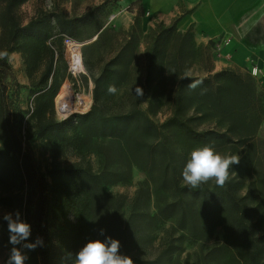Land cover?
I'll return each instance as SVG.
<instances>
[{"label": "trees", "instance_id": "trees-1", "mask_svg": "<svg viewBox=\"0 0 264 264\" xmlns=\"http://www.w3.org/2000/svg\"><path fill=\"white\" fill-rule=\"evenodd\" d=\"M26 1L0 0V53H19L30 87L36 89L30 91L34 107L28 120L33 122V127L31 131L25 130L22 118L17 117L12 105V97L16 98L21 86L14 82L6 57L0 58V182L13 176L19 178L24 190L22 219L31 226L27 242H35L38 237L43 240L42 246L26 250L25 264H50V221H61L60 238L67 250L90 236L92 230L102 227L107 222L108 212L113 213L115 226L121 228L119 208L109 207V195L104 188L123 182L131 165L148 173L155 170L156 175L150 178V183L161 195L155 214L150 215L145 208H135L143 204L148 195L144 190L146 186L149 189L147 183L139 185L126 218L128 223L125 220L132 226L129 239L135 241L134 234L144 224L154 225L164 220H174L176 229L184 232L190 241L204 239L212 226L219 225L240 249L241 264H264V231L259 234L252 221L256 208L246 207L243 199L236 195L238 182L228 180L223 187L208 182L196 189L189 188L182 183L181 175L187 157H174L165 134V130H171V134L188 147H214L230 143L233 138L243 140L253 136L257 122L250 111L264 106V95L257 90L251 75L233 68L212 73L210 56L195 44L191 30L179 32L176 21L169 26L156 25L149 33L145 74L139 85L142 95L132 91L127 109L120 112L103 115L93 108L85 114L56 121L51 114V100L58 94L56 63L62 52L55 51L48 41L51 37L59 41L64 36L75 38L83 26L90 24L99 33L102 24L97 14L106 2L78 18L56 9L39 11L23 24L17 9ZM127 45H122L121 52L104 66L100 82L111 84L113 79L118 81L123 75L121 66L117 65ZM202 51L205 76L189 75L191 60ZM38 64L43 66V71L33 83L32 74ZM165 77L173 81L168 97L164 98L170 115L163 124L157 125L149 114L160 107L163 93L160 86ZM8 79L14 82L12 94L6 83ZM142 101L147 102L146 110L138 107ZM199 113L220 118L227 131L197 129L194 121L199 119L196 116ZM93 137L122 142L126 157L113 173H109L107 167L95 172L78 163L51 164L49 169L41 171L28 144V140L35 138L54 159L55 153L66 146L80 150ZM147 138L153 141L148 142ZM155 153L158 157H153ZM245 159L240 158L238 165L242 166ZM110 208L114 210L109 211ZM6 226L7 221L0 220V227ZM160 260L157 256L154 260L136 262L160 264Z\"/></svg>", "mask_w": 264, "mask_h": 264}, {"label": "rangeland", "instance_id": "rangeland-1", "mask_svg": "<svg viewBox=\"0 0 264 264\" xmlns=\"http://www.w3.org/2000/svg\"><path fill=\"white\" fill-rule=\"evenodd\" d=\"M105 2L106 6L97 14L102 24L99 33L95 31L93 24H90L83 26L79 35L75 38L64 36L59 41L55 37H51L48 41V45L55 51L61 50L62 52V57L56 63L57 93L60 94L61 89L64 88L67 92H65L64 97L67 98L69 97V91L66 89L69 88L74 94H82L87 107L83 113L73 112L64 116L56 114L54 101L56 103L59 97L56 94V97L51 100V114L56 121H63L73 118L75 115L85 114L93 108L97 113L103 115L126 110L129 95L143 82L146 50L150 44V29H154L156 25L169 26L171 24L165 25L157 22L143 32L141 17L144 16V13L138 9V6L135 7L136 16L128 18L127 10L117 0H107ZM101 4L93 0H27L18 7L17 15L23 24H26L39 11L50 12L54 9L66 16L78 18ZM66 40L80 44L82 73H77L73 77L68 73V66L64 59ZM125 42L128 43L127 48L122 52L117 65L121 66L123 75L118 81L113 79L111 84L100 82L102 69L114 56L121 52V47L126 44ZM6 54L5 57L12 70V78L15 83L21 86L16 98L12 97V105L17 117L22 118L25 130L31 131L33 122H29L28 119L34 107V96L30 95V91L36 89L30 87L31 82L25 74L21 55L15 51H8ZM203 59V51L199 55H195V58L191 60L189 75L205 76L202 71ZM42 71L43 66L36 65L32 74L33 83L37 82ZM14 82L11 79L6 81L10 85L9 94H12ZM109 86L115 87L116 92L110 93L108 91ZM171 86H173L172 78L165 77L160 86L163 90L160 107L149 114L157 125L163 124L170 115V110L164 98L168 97ZM260 106V108H254L250 111L258 124H256V131L253 136L243 140L233 138L230 143H220L213 147L215 151L222 155H238L239 159L247 158L242 166L238 164L231 166L229 180L238 182L235 193L243 199V204L249 208H256L252 221L255 222L259 234L264 231V106ZM68 107L70 108V105ZM138 107L146 110L147 102L142 101ZM196 116L199 117L194 121L197 129L207 128L217 132L227 131L225 123L216 116H201V113ZM170 131L165 130L166 142L170 150L173 151L174 157H187V160L190 152L198 146L188 147ZM147 141L151 142L153 140L147 138ZM121 143V141L113 139L93 137L89 144L80 150L72 146H66L60 152L55 153V158L52 159L49 152L40 145L38 140L35 138L28 140L35 162L41 171L49 169L51 164L63 166L78 163L82 166H89L95 172L107 167L109 173H113L114 169H118L120 166V161H124L126 157ZM153 157L158 156L155 153ZM129 168L128 177L123 182L114 183L104 188L109 195V207L119 208L118 217L121 221V228L115 226L114 215L108 212L107 222L102 227L98 230H92L90 236L80 239L72 249L67 250L60 238L63 231L61 221H50L48 227L50 264H71V257L88 240H103L107 236L120 241V252L131 257L134 264H139L136 260H154L157 256L161 257L160 264H241L238 258L240 249L227 235L223 227L219 225L212 226L204 239L190 241L184 232L176 229L174 220H164L156 222L154 225L144 224L137 234H134L137 239L135 241L129 239L128 235H131L132 226H128L129 220L127 221V217L131 212V201L139 185L143 182L147 183L149 189L146 186L144 190L148 195L145 196V202L140 204L139 207L135 205V208H145L150 215L155 214L156 207L160 203L158 196L161 195V192L156 193V189L150 183V178L156 175L155 170L148 173L134 165ZM210 183H214V181H210ZM23 201L24 190L19 178L16 176L9 179L4 178L0 182V220H3L5 213L14 214L16 211H19L23 216ZM113 210L110 208L109 211ZM101 230H103L104 235H100ZM11 247L8 227H0V264H3V261L7 259ZM262 247H264V242H262ZM24 251L27 255L26 249Z\"/></svg>", "mask_w": 264, "mask_h": 264}, {"label": "crops", "instance_id": "crops-1", "mask_svg": "<svg viewBox=\"0 0 264 264\" xmlns=\"http://www.w3.org/2000/svg\"><path fill=\"white\" fill-rule=\"evenodd\" d=\"M117 1L128 18L136 16L139 7L143 32L154 23L173 21L179 32L191 30L195 44L210 55L212 72L233 68L251 74L255 68L251 77L264 95V0Z\"/></svg>", "mask_w": 264, "mask_h": 264}, {"label": "clouds", "instance_id": "clouds-1", "mask_svg": "<svg viewBox=\"0 0 264 264\" xmlns=\"http://www.w3.org/2000/svg\"><path fill=\"white\" fill-rule=\"evenodd\" d=\"M0 53V58L6 56ZM196 87V84H190ZM108 91L115 93L116 88L109 86ZM138 96L143 94L140 87H136ZM239 163L238 155H222L215 151L211 145L194 148L182 169L183 183L191 189L199 188L201 185L214 181L219 187H223L229 180L230 169L233 164ZM3 220L7 221L9 232L10 248L7 259L3 264H25L26 250H35L43 245L42 238L35 242H27L31 235V226L24 219L21 213H5ZM100 235H104L101 230ZM121 243L110 236L105 239L88 240L72 257L71 264H134L131 257L120 252Z\"/></svg>", "mask_w": 264, "mask_h": 264}, {"label": "bare ground", "instance_id": "bare-ground-1", "mask_svg": "<svg viewBox=\"0 0 264 264\" xmlns=\"http://www.w3.org/2000/svg\"><path fill=\"white\" fill-rule=\"evenodd\" d=\"M79 45L80 44H77L73 41H67L65 44L64 59L68 66V73L72 77L77 73H82ZM66 90L69 91V97H64L66 91L64 90V88H62L60 94H58L59 97L57 98L56 103L54 101V110L56 114L64 116L73 112L83 113L84 111H86L87 107L85 106L86 103L83 95L79 93L74 94V92L70 91L69 88ZM69 105L70 108L68 107Z\"/></svg>", "mask_w": 264, "mask_h": 264}, {"label": "built area", "instance_id": "built-area-1", "mask_svg": "<svg viewBox=\"0 0 264 264\" xmlns=\"http://www.w3.org/2000/svg\"><path fill=\"white\" fill-rule=\"evenodd\" d=\"M67 41H70V40H66V42H67ZM250 73H251V74H250L251 76H255V74H256L255 68H254V69L252 68V70H251Z\"/></svg>", "mask_w": 264, "mask_h": 264}]
</instances>
